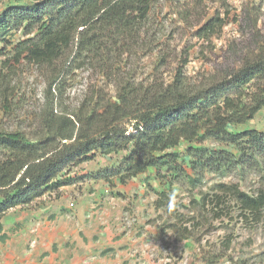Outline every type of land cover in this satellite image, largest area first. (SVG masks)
<instances>
[{"label":"trees","instance_id":"trees-1","mask_svg":"<svg viewBox=\"0 0 264 264\" xmlns=\"http://www.w3.org/2000/svg\"><path fill=\"white\" fill-rule=\"evenodd\" d=\"M155 1L0 0L2 118L22 104L15 98L17 67L45 72L41 104L29 115L28 126L0 127L1 244L9 237L2 221L10 211L26 209L82 179L72 171L86 163L106 162L104 169L87 175L109 190L148 170L159 184L169 177L162 183L169 188L157 192L154 202L168 213L174 212L169 205L175 180L196 191L207 174L256 171L264 179V132L237 130L264 109V44L246 50L234 70L201 81L186 75L185 64L169 82L153 74L142 79L126 68L137 53L157 50L155 40L144 38ZM186 1L176 0L180 8L173 16L187 22L195 15L191 5L202 6L204 0ZM224 14L227 18L229 12ZM224 26L225 17L217 11L194 35L208 41ZM85 68L96 69L114 85L115 94L102 98L93 90L76 107L69 106V79ZM214 190L198 194L192 206H211L219 217L221 208L233 203L248 222L264 224V190L254 196L238 186L221 184Z\"/></svg>","mask_w":264,"mask_h":264},{"label":"rangeland","instance_id":"rangeland-1","mask_svg":"<svg viewBox=\"0 0 264 264\" xmlns=\"http://www.w3.org/2000/svg\"><path fill=\"white\" fill-rule=\"evenodd\" d=\"M191 1L186 2L190 4ZM191 6L195 15L186 22L173 16L180 8L176 0H156L144 38L155 40L157 50L137 53L126 69H133L145 80L153 74L169 82L178 67L185 64L186 75L192 81H201L205 75L216 76L225 70H234L246 50H254L259 43L264 44V2L204 0L202 6ZM253 7L254 14H251ZM225 10L229 12L227 18ZM217 11L225 17L222 31L208 41L196 37L194 31ZM199 13L205 16L201 18ZM254 18L258 21L256 27ZM159 58H165L160 65ZM44 74V71L25 64L17 67L15 98L22 104L10 115L0 116V127L15 130L19 125L28 126L29 115L33 110L36 112L41 102ZM93 90L98 91L102 98L115 94L114 85L103 80L96 69L76 71L65 91L66 104L76 107ZM244 129L264 132V109L237 128L239 131ZM106 165L101 160L75 168L72 173H77L80 176L77 178L82 179L46 194L26 209L12 212L3 219L4 228L11 234L9 228L18 216L23 218L29 211L38 213L41 222L47 223L46 226L53 223L52 229L59 235L65 232L68 239L73 234L71 258L75 262L80 259L81 264H264L262 222H248L233 203L221 208L224 212L219 217L214 216L211 206L198 210L191 204L198 194H213L215 187L221 184L238 186L240 191L254 196L259 190H264V179L260 173L234 171L223 177L207 174L196 191L191 190L185 181L175 180L169 205L174 212L168 213L165 209H156L154 202L157 192L169 188L162 184L169 177L159 184L148 170L126 186L117 185L109 190L101 181L87 175H94L98 168L104 169ZM262 168L264 171V164ZM218 192L223 196L219 189ZM34 220L24 223L23 230L26 228L27 231ZM16 230L18 227L13 229ZM227 240L230 241L229 247L225 246ZM48 246L51 248V243ZM33 248L34 243H31L28 252L32 253ZM83 248L87 249L84 253L80 251ZM70 264L73 263L70 261Z\"/></svg>","mask_w":264,"mask_h":264},{"label":"crops","instance_id":"crops-1","mask_svg":"<svg viewBox=\"0 0 264 264\" xmlns=\"http://www.w3.org/2000/svg\"><path fill=\"white\" fill-rule=\"evenodd\" d=\"M36 214L29 212V214L23 216V218L18 216L15 220V224H28L31 219L40 217L38 213ZM52 226L55 225L50 223L45 229H39L36 234H33L31 240L27 235L26 228L22 230L24 226L22 229L12 233L10 239L1 247L0 264H70V261L73 264H81L79 262L80 259L75 262L72 261L73 258H71L73 253L70 252V241L73 234H70V238L67 239L65 232L59 235L58 232L53 231ZM49 228L52 230L49 231ZM29 240L31 242L34 241L35 248H33L32 253H30V251L28 252L31 245ZM87 242H85V246H87ZM50 243L51 248L48 246ZM73 243L78 245L76 241H73ZM56 245L58 246L56 247ZM84 250L87 251L85 248L80 251L84 253ZM85 257L86 256L83 258Z\"/></svg>","mask_w":264,"mask_h":264},{"label":"clouds","instance_id":"clouds-1","mask_svg":"<svg viewBox=\"0 0 264 264\" xmlns=\"http://www.w3.org/2000/svg\"><path fill=\"white\" fill-rule=\"evenodd\" d=\"M15 211H17V209L10 211V212L7 214V216H8V215H11V213H12V212H15ZM20 211H21V210H20ZM25 211H27V210H25ZM27 212H28V211H27ZM29 212H30V211H29ZM36 218H37V219H35L34 222H32V224L29 225V227H28V229H27V235H28V237H30V240H31V237L33 236V234H36L37 231H38L39 229L44 228V226L47 224V223H42L40 217H36ZM48 225H50V224H48ZM4 227H5V226H4ZM13 227H14L15 229H16V227H18V230L22 229V227H21L20 224H15V223H14V225H13L12 227H10L9 230H11V228H13ZM4 229H5V228H4ZM5 230L7 231L8 229H5ZM18 230H16V231H18ZM22 230H23V229H22ZM16 231H14V233H15ZM12 233H13V232H12ZM12 233H11V234H12ZM11 234H10V233L8 234V232H7V235L9 236V237H8V240L10 239V235H11ZM8 240H7V241H8ZM30 240H29L30 244H31V243H34V241L31 242ZM7 241H6V242H7ZM6 242H5V243H6ZM5 243H4V244H5ZM4 244H1V243H0V253H1V247H3ZM1 245H2V246H1ZM102 254H103V253H102Z\"/></svg>","mask_w":264,"mask_h":264}]
</instances>
